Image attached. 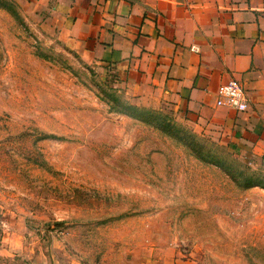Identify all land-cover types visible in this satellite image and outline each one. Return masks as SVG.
I'll use <instances>...</instances> for the list:
<instances>
[{"label": "rangeland", "instance_id": "rangeland-1", "mask_svg": "<svg viewBox=\"0 0 264 264\" xmlns=\"http://www.w3.org/2000/svg\"><path fill=\"white\" fill-rule=\"evenodd\" d=\"M233 121L139 100L0 0V259L264 264L262 156Z\"/></svg>", "mask_w": 264, "mask_h": 264}, {"label": "crops", "instance_id": "crops-1", "mask_svg": "<svg viewBox=\"0 0 264 264\" xmlns=\"http://www.w3.org/2000/svg\"><path fill=\"white\" fill-rule=\"evenodd\" d=\"M19 1L44 34L115 72L132 96L231 116L235 151L263 157L264 0ZM228 81L244 88L245 113L215 106Z\"/></svg>", "mask_w": 264, "mask_h": 264}, {"label": "built area", "instance_id": "built-area-1", "mask_svg": "<svg viewBox=\"0 0 264 264\" xmlns=\"http://www.w3.org/2000/svg\"><path fill=\"white\" fill-rule=\"evenodd\" d=\"M190 50L197 52L194 47H191ZM215 106L241 114L248 110L249 100L244 88L240 84L235 81H228L220 86L216 96ZM262 166L264 169V155L262 157Z\"/></svg>", "mask_w": 264, "mask_h": 264}]
</instances>
